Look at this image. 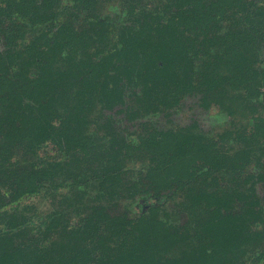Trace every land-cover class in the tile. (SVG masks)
<instances>
[{
	"label": "trees",
	"instance_id": "1",
	"mask_svg": "<svg viewBox=\"0 0 264 264\" xmlns=\"http://www.w3.org/2000/svg\"><path fill=\"white\" fill-rule=\"evenodd\" d=\"M147 1L0 0V127L34 156L0 161V264H264V0ZM190 95L220 130L140 119Z\"/></svg>",
	"mask_w": 264,
	"mask_h": 264
},
{
	"label": "rangeland",
	"instance_id": "2",
	"mask_svg": "<svg viewBox=\"0 0 264 264\" xmlns=\"http://www.w3.org/2000/svg\"><path fill=\"white\" fill-rule=\"evenodd\" d=\"M146 2V0H144ZM182 1V0H181ZM179 3L180 0H148L147 3L151 6L153 5H162L165 4L172 5L173 3ZM122 119V116L120 115ZM173 118L176 123L184 124L193 119H196L199 124L202 125L205 131L210 130H220L226 118L216 111L209 109H202L196 104V98L194 96H189L182 102V105L178 111V114H174ZM2 136L0 138V161L6 158L10 165L14 169H23L28 167L29 163L33 159V154L27 150V146L24 143L12 142L9 139V128L7 126H1ZM131 167L137 168L139 164H132ZM1 179L4 184L9 182V177L1 176ZM9 184V183H8ZM0 198L1 203H7L10 196L7 191H3ZM94 193V192H93ZM48 196L42 194H35L27 197L25 202L27 203V208L29 210L36 209L40 213H45L52 208V204ZM92 201L95 198H91ZM95 202H99L108 213L111 215H124L125 217H132L136 213L137 208L135 207L134 200L128 198H123L120 200L116 199H98ZM185 220V214L180 212H174L171 210V216L169 221L178 225H181Z\"/></svg>",
	"mask_w": 264,
	"mask_h": 264
},
{
	"label": "flooded vegetation",
	"instance_id": "3",
	"mask_svg": "<svg viewBox=\"0 0 264 264\" xmlns=\"http://www.w3.org/2000/svg\"><path fill=\"white\" fill-rule=\"evenodd\" d=\"M190 96H192V95H190ZM187 98H189V96H186L183 100H182V102L185 100V99H187ZM179 111V110H178ZM178 111H175L174 109L173 110H170V111H162V112H157L156 114H154V113H152V114H149V115H144L142 118H140L141 120H144V121H149V122H151V123H153L154 125H156V126H158V127H161V126H163V127H165V126H167L168 124H169V121H173V122H175V120H174V118H173V115L174 114H178ZM124 114H121V116L122 117H124L123 116ZM120 117V115H117V118H119ZM136 120V119H135ZM192 121V120H191ZM191 121H189V122H191ZM122 122L123 123H127L131 128H129V129H133L132 128V123H135V121H132L131 123H130V121H128L127 119H122ZM189 122H187V123H184V124H188ZM176 123V122H175ZM176 124H178V123H176ZM184 124H180V125H184ZM136 126H137V124H136ZM139 206H141V208H145V205H144V203H142L141 201H139ZM139 206L138 205H136L135 204V207L137 208V210L139 209ZM137 212V211H136ZM181 213H183V212H181ZM185 214V213H184ZM135 214H133V216H134ZM132 216V217H133ZM131 218V217H130ZM185 218H186V214H185Z\"/></svg>",
	"mask_w": 264,
	"mask_h": 264
}]
</instances>
